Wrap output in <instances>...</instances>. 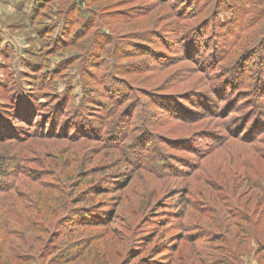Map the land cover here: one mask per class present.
Listing matches in <instances>:
<instances>
[{
  "label": "rangeland",
  "instance_id": "1",
  "mask_svg": "<svg viewBox=\"0 0 264 264\" xmlns=\"http://www.w3.org/2000/svg\"><path fill=\"white\" fill-rule=\"evenodd\" d=\"M253 148L264 0H0L1 182L73 209L18 263L241 264L264 244Z\"/></svg>",
  "mask_w": 264,
  "mask_h": 264
},
{
  "label": "trees",
  "instance_id": "2",
  "mask_svg": "<svg viewBox=\"0 0 264 264\" xmlns=\"http://www.w3.org/2000/svg\"><path fill=\"white\" fill-rule=\"evenodd\" d=\"M256 137H257L256 135H254L253 138L250 137L249 141H254ZM253 151L255 152L256 155L260 157V159H264L263 155H261V153L258 150L253 148ZM244 160H246V158ZM17 166L18 164L12 161V159L5 158L3 155L2 156L0 155V193H2L4 197V201L0 202V216L5 214L14 216L13 218L5 217L6 218L5 222L3 224L0 223V264H20L17 261H15V260L21 261L23 259L17 253V251L19 250V247L17 246H20L21 241L22 242L26 241L27 234H29L30 231L34 233H38L39 234L37 236L38 239L39 237L41 238L40 233H47L50 234V236L53 235L55 231L54 232L51 231L50 229L51 226L49 224L54 223L55 226L61 225L63 223L62 221L68 220L69 214L73 211V209H70L69 211L64 212L65 215L61 219L60 216L57 218L58 216L57 209H60V207L52 208L51 205H46L47 200H44L41 204L37 203L38 200L36 198H33L29 193L28 194L24 193L22 195L19 194L17 192L18 187L17 186L14 187V184H12V182L11 184L9 182H5L4 184H2L1 181L3 179H8L9 177H15L17 175V170H16ZM254 173L255 170H252V176H250L251 180L253 179ZM11 193H17L18 196L16 198L12 197ZM30 201L34 202V205H32L34 208H30L29 206ZM72 215H76V214L73 212ZM95 217L97 219H100L101 221L102 219L105 218V215L104 216L95 215ZM38 218L41 220V222L37 225L38 229H36L34 226L30 228L31 225L34 224V222L37 223V221L35 220L36 219L38 220ZM55 219L57 221L53 222ZM258 222L259 219L255 220L254 224L256 225ZM12 223L18 224L20 227L24 229L13 228L11 226ZM13 236H17V238L12 239ZM255 237L256 238H254V241H257L260 245L262 241L257 239L258 238L257 236ZM17 239L19 243L17 242ZM50 239L51 238H49V240L47 241V244L52 241ZM238 245L241 246V242H239ZM243 245L242 248H244ZM29 247L31 248L34 247V243H32ZM261 247H262L261 250H258L257 248L256 250L260 258L264 261V256L262 255L264 252V244H261ZM242 248L240 249V253L244 254V252L246 251H243ZM75 259H76V253L70 256L69 258H67L65 262L70 263ZM201 262L203 264H206L207 262L208 264L210 263V260L209 261L201 260Z\"/></svg>",
  "mask_w": 264,
  "mask_h": 264
},
{
  "label": "crops",
  "instance_id": "3",
  "mask_svg": "<svg viewBox=\"0 0 264 264\" xmlns=\"http://www.w3.org/2000/svg\"><path fill=\"white\" fill-rule=\"evenodd\" d=\"M7 6V5H6ZM8 7V6H7ZM254 245V244H253ZM252 255H250L247 260H243L241 264H264V261L260 258V256L257 253L256 248L252 249ZM245 259V258H244Z\"/></svg>",
  "mask_w": 264,
  "mask_h": 264
},
{
  "label": "clouds",
  "instance_id": "4",
  "mask_svg": "<svg viewBox=\"0 0 264 264\" xmlns=\"http://www.w3.org/2000/svg\"><path fill=\"white\" fill-rule=\"evenodd\" d=\"M8 10L9 12H13V13L16 11V9L13 6H10Z\"/></svg>",
  "mask_w": 264,
  "mask_h": 264
}]
</instances>
